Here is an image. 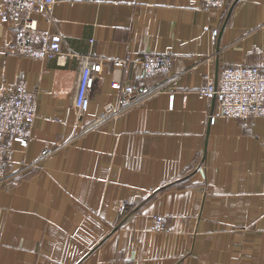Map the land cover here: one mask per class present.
<instances>
[{
	"label": "crops",
	"instance_id": "0c3cea01",
	"mask_svg": "<svg viewBox=\"0 0 264 264\" xmlns=\"http://www.w3.org/2000/svg\"><path fill=\"white\" fill-rule=\"evenodd\" d=\"M52 16L38 24L62 50L102 68L78 115L76 60L14 54L0 21V96L20 72L38 91L0 179V264H264V117L209 121L196 93L226 64L264 69V0H55ZM148 50L171 56L168 73L112 64ZM112 80L158 90L101 117Z\"/></svg>",
	"mask_w": 264,
	"mask_h": 264
},
{
	"label": "built area",
	"instance_id": "2783aa9c",
	"mask_svg": "<svg viewBox=\"0 0 264 264\" xmlns=\"http://www.w3.org/2000/svg\"><path fill=\"white\" fill-rule=\"evenodd\" d=\"M205 11L220 7L223 0H199ZM55 0H0V21L11 32L9 48L18 56L43 60L56 57L65 60L74 58L80 70L77 78L73 105L78 115L87 108L90 94L101 72L103 60L89 54H76L63 51L62 37L58 32L38 24V17L51 21L52 6ZM213 36L216 29H211ZM138 62L144 77L166 74L170 70L172 58L167 53L145 51L134 58L125 56L112 60L115 66L123 67ZM111 85L118 91L115 103H106L101 117L116 115L138 104L150 96L158 85L127 83L112 80ZM37 89L28 88L23 72L17 74L12 88L0 96V179L6 175L7 165L12 160L15 144L21 148L28 145L31 127L36 114ZM196 93L210 101L212 108L207 113L209 121L216 116L223 118L264 117V69L257 65L226 64L214 79H207L196 88ZM51 149L41 151L46 157ZM124 209L121 205L120 210ZM152 228L162 230L164 219L155 215Z\"/></svg>",
	"mask_w": 264,
	"mask_h": 264
}]
</instances>
